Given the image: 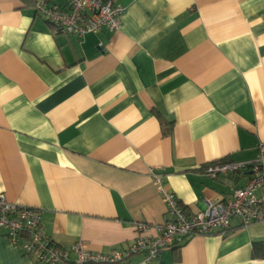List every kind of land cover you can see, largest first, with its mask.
<instances>
[{
  "label": "crops",
  "instance_id": "crops-1",
  "mask_svg": "<svg viewBox=\"0 0 264 264\" xmlns=\"http://www.w3.org/2000/svg\"><path fill=\"white\" fill-rule=\"evenodd\" d=\"M38 1L0 0V194L41 209L58 243L106 253L136 240L134 222H164L152 172L188 213L246 184L204 172L264 142V0H118L121 28L83 38ZM130 261L264 264V221ZM0 264L37 263L0 232Z\"/></svg>",
  "mask_w": 264,
  "mask_h": 264
},
{
  "label": "built area",
  "instance_id": "built-area-1",
  "mask_svg": "<svg viewBox=\"0 0 264 264\" xmlns=\"http://www.w3.org/2000/svg\"><path fill=\"white\" fill-rule=\"evenodd\" d=\"M36 10L58 32L83 38L88 33L118 31L126 7L118 0H66L61 5L40 0ZM257 151V158L250 162L223 160L206 166L204 173L211 178L245 171H250V175L246 184L227 199H206V207L200 213L186 212L177 195L165 186L164 177L152 172L166 205L165 220L158 224L134 222L139 235L125 250L96 252L84 239L70 246L60 244L46 231L41 209L10 201L4 194H0V232L32 255L37 264H134L130 261L134 255L152 263L163 251L183 245L190 236L228 233L233 219L242 226L264 221V196L258 195L264 187V142Z\"/></svg>",
  "mask_w": 264,
  "mask_h": 264
},
{
  "label": "trees",
  "instance_id": "trees-1",
  "mask_svg": "<svg viewBox=\"0 0 264 264\" xmlns=\"http://www.w3.org/2000/svg\"><path fill=\"white\" fill-rule=\"evenodd\" d=\"M259 247H261V243H259V242H255L254 243V247H253V250H254V252L257 250V248H259Z\"/></svg>",
  "mask_w": 264,
  "mask_h": 264
},
{
  "label": "water",
  "instance_id": "water-1",
  "mask_svg": "<svg viewBox=\"0 0 264 264\" xmlns=\"http://www.w3.org/2000/svg\"><path fill=\"white\" fill-rule=\"evenodd\" d=\"M249 173H250V171H249Z\"/></svg>",
  "mask_w": 264,
  "mask_h": 264
}]
</instances>
